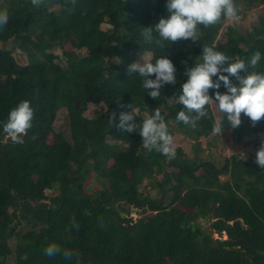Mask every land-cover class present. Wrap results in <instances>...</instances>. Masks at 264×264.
<instances>
[{
    "label": "trees",
    "instance_id": "1",
    "mask_svg": "<svg viewBox=\"0 0 264 264\" xmlns=\"http://www.w3.org/2000/svg\"><path fill=\"white\" fill-rule=\"evenodd\" d=\"M232 2L237 14L243 13L238 2L248 10L264 5V0ZM164 3L0 0V121L27 100L31 127L53 134L48 143L30 127L22 142L13 143L0 133V264H264V168L255 157L231 156L219 166L174 146L175 155L168 158L146 150L137 132L116 126L119 113L130 106L134 122L158 108L171 136L182 134L197 147L215 134L214 125L222 133L230 130L236 145L264 134V117L253 123L241 114L240 125L232 128L214 102L194 127L175 119L185 69L202 46L264 74V13L255 29L253 22L243 29L244 15H237L221 42L217 37L228 18L223 14L213 24H198L195 40L145 42L142 28L165 14ZM55 47L64 62L57 63ZM16 49L26 63L14 58ZM144 52H151L153 61L167 56L176 69L175 82L163 85L155 98L140 86L137 73L128 72ZM255 52L260 60L248 66ZM88 105L102 110L88 117ZM59 117L64 127L57 124ZM91 175L102 187L89 194L84 186ZM47 190L57 193L47 196ZM116 200L151 212L135 220L124 217L112 206ZM199 219L208 223L207 230ZM23 223L28 229L20 234ZM50 244L58 248L53 255L45 253Z\"/></svg>",
    "mask_w": 264,
    "mask_h": 264
},
{
    "label": "clouds",
    "instance_id": "2",
    "mask_svg": "<svg viewBox=\"0 0 264 264\" xmlns=\"http://www.w3.org/2000/svg\"><path fill=\"white\" fill-rule=\"evenodd\" d=\"M164 9L165 14L155 24L142 28L141 36L145 42L161 44L177 39L195 40L198 24H213L221 14L238 18L232 0H165ZM153 33H156V37ZM260 55L255 52L248 60V66L256 65ZM141 59L142 62L130 63L128 72L137 73L141 77L140 86L149 97L155 98L160 95L159 90L163 85L175 82V66L167 56H157L153 61L143 55ZM185 77L176 96L182 106L176 112L177 121L194 127L195 121L206 115L209 102L215 103L232 128L240 125L241 114L253 123L264 117V74L250 71L244 60L233 59L212 47L202 46L198 59L185 69ZM232 77H235V82ZM221 87L224 91H219ZM209 89L212 90L211 95ZM128 107L130 111L119 113L116 126L128 133L137 132L146 150H156L168 158L173 157V138L160 110L153 108L142 121L134 122V109ZM32 118L33 109L29 101H18L0 121V133L11 142L20 143L26 130L31 127ZM218 131L219 125H214L212 132ZM254 163L264 168V141L255 153ZM57 251L55 244L45 248L47 255ZM64 255L70 253L65 251Z\"/></svg>",
    "mask_w": 264,
    "mask_h": 264
},
{
    "label": "rangeland",
    "instance_id": "3",
    "mask_svg": "<svg viewBox=\"0 0 264 264\" xmlns=\"http://www.w3.org/2000/svg\"><path fill=\"white\" fill-rule=\"evenodd\" d=\"M238 8H241V11L243 13L237 14L238 16H242L240 24L243 26V29L246 28L251 22H253V28L255 29L257 24H258V17L262 13H264V5L258 6L255 9H247L242 7L243 3L238 2L236 3ZM237 16V17H238ZM239 18V17H238ZM237 19V18H236ZM236 19L232 18H227L226 22L224 23L223 28L220 30V34L217 37V41L221 42L224 38V32H225V27L227 25H231L233 21ZM108 27L107 24L102 25V29H106ZM3 45L0 44V48H2ZM66 49H69L71 51L70 45L66 44L65 46ZM53 53L56 54L58 57H60L57 60V63H62L64 62V59L62 57V51L58 47H55L52 49ZM83 50H79L78 53L82 55L84 53ZM14 58L19 63H26V59L24 54L20 50H15L14 52ZM145 56V58H152L151 52H144L140 56L136 58L134 62H142V56ZM213 108V104H211ZM102 110L101 105H88L87 110H86V116L91 117L97 112H100ZM215 110V107L213 108V111ZM57 124L60 125L61 127H64V123L62 120V117L57 118ZM32 132L36 133L37 136L44 141L50 143L53 141V134H46L45 132H40L35 126H32L30 128ZM221 131L216 132L214 135L208 137V139H201L199 142V147H197V143L194 141H191L189 138L185 137L182 134H179L177 132H174L172 138H173V146H181L183 151L187 154L189 158L192 159H211L213 162H215L216 165H222L223 161L225 158H229L231 156H235L236 158H241V159H246L248 157H255V153L257 149L260 147V144L262 141H264V134H258V135H250L246 139L243 140L242 143L236 145L235 142L232 140L230 136V130L225 133H220ZM107 142L109 144L112 143H117L116 141H113L111 139H108ZM121 145V147L124 148V145ZM155 179L159 180L160 175H156L154 177ZM147 181H144L141 190L145 188ZM102 187V184L100 180L94 178L93 175L89 177L86 180L84 190L86 193L92 194L95 191L100 190ZM57 193L56 190H47L45 191V194L47 196H53ZM154 194V193H152ZM112 206H114L122 216L124 217H132L133 220L145 216V214L150 213L151 211L149 210H144L143 212L140 210H132L130 207L127 205H124L123 203L119 202L116 200L115 202L112 203ZM198 222L201 224V226L207 230L208 229V223L204 222L203 220L199 219ZM28 229V226L26 224H22L19 228V233L22 234ZM214 238H217L216 234H212ZM225 238V237H224Z\"/></svg>",
    "mask_w": 264,
    "mask_h": 264
}]
</instances>
